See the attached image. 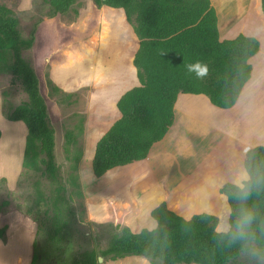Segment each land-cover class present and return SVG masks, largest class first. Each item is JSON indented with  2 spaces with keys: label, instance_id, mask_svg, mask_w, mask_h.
I'll return each mask as SVG.
<instances>
[{
  "label": "trees",
  "instance_id": "obj_1",
  "mask_svg": "<svg viewBox=\"0 0 264 264\" xmlns=\"http://www.w3.org/2000/svg\"><path fill=\"white\" fill-rule=\"evenodd\" d=\"M78 1L81 0H49L55 14L67 13ZM94 2L99 7H124L129 21H132V13H136L134 31L140 40L133 63L141 84L119 98L117 107L121 117L99 139L91 160L94 175L100 177L114 167L148 156L154 143L162 140L172 126L180 92L204 93L219 107L233 106L251 77L249 60L259 51L260 40L244 33L221 39L220 16L214 0ZM262 9L264 11V0ZM34 41L35 34L25 37L21 33L18 16L0 6V50L11 51V73L28 95L24 105L7 117L11 121H21L26 127L23 164L39 142L44 174L52 184L49 196L52 212L38 223L39 230H47V243L42 257L35 253L31 264H100L99 256L114 260L128 255L145 257L152 264H230L238 258L244 252L241 243L229 245L214 232L218 216L198 213L185 218L170 209L165 200L151 210V216L157 221L154 229L144 228L137 232L127 225H118L111 232L106 248L70 253L72 242L68 234L74 210L66 195V186L59 179L56 130L39 77L23 55L25 50L32 48ZM197 60L208 66V75L203 79H197L185 67ZM244 164L251 192L243 207L254 214V244L263 248L264 146L250 148ZM221 192L228 198L229 221L234 223L242 207L235 197V185L225 183Z\"/></svg>",
  "mask_w": 264,
  "mask_h": 264
},
{
  "label": "rangeland",
  "instance_id": "obj_2",
  "mask_svg": "<svg viewBox=\"0 0 264 264\" xmlns=\"http://www.w3.org/2000/svg\"><path fill=\"white\" fill-rule=\"evenodd\" d=\"M214 2L220 16V37L264 30L262 0ZM0 6L18 16L23 36L35 34L32 48L23 55L39 77L56 130L59 179L66 186V195L74 210L68 234L74 249L72 254L106 248L111 232L118 225H127L133 231L154 229L157 224L151 210L170 197L182 196V192L173 193L168 186L167 173L176 172L174 167L162 168V160L168 158L149 156L146 159L152 160L151 165L143 171H139L136 163L119 166L106 173L104 182H98L91 168L98 140L120 118L119 98L138 82L133 63L137 35L122 9L105 7L102 19L94 0L78 1L64 14H55L49 0H0ZM136 17L132 21L136 22ZM12 60L10 50H0V103L6 118L28 99L21 82L11 73ZM8 126H2L7 131L6 142L7 137H17L15 142L20 145L24 140L25 143V125L10 128V132ZM38 144L20 165L12 183L6 177H2L5 181L0 179V217L11 216L0 222L3 230L0 238L4 244L10 243L14 254H20V244L30 234L27 264L38 253L37 241L41 250L47 243V230H39L38 223L52 212L49 206L52 184L44 174L43 154ZM6 146L0 150V166L8 158L9 145ZM122 170H127L124 175L128 178L119 183L117 179ZM179 174L174 173L172 181H177ZM254 246L264 257V247ZM130 258L103 257L100 264H152L145 257ZM16 264H24V260L19 257ZM230 264H264V259L243 252Z\"/></svg>",
  "mask_w": 264,
  "mask_h": 264
},
{
  "label": "crops",
  "instance_id": "obj_3",
  "mask_svg": "<svg viewBox=\"0 0 264 264\" xmlns=\"http://www.w3.org/2000/svg\"><path fill=\"white\" fill-rule=\"evenodd\" d=\"M105 6L111 7L96 6L102 19ZM113 8L122 9L128 25L136 35L133 25L135 21L127 19L125 8ZM136 15L132 13V18ZM244 34L257 37L260 40V49L249 60L252 64V74L236 103L229 108H222L213 104L209 96L204 93L180 92L174 106L172 126L162 140L154 143L148 155L152 159L154 157L168 158L162 160V168L165 166V168L173 169L174 167V170L180 173L177 181H172L175 171L171 174L168 172L166 176L169 179L167 183L171 187L170 191L182 192V196L170 197L166 201L170 209L185 218L198 213H209L219 218L227 216L229 219L230 204L227 196L221 192V188L225 183H233L238 174L246 170L244 161L250 148L264 146V30L248 31ZM139 44L140 40L137 36L133 58ZM136 76L138 78L137 71ZM140 84L138 78V82L130 88ZM21 123V121H11L6 118L2 113L0 103V129L2 130L0 150L9 145L8 158L0 166V179L6 177L10 183L20 170V165H23L26 141L25 143L24 140L18 141L19 145L14 141L17 137H7L8 144L6 142L7 131L2 126L9 125L10 132V128H20ZM150 158L131 164H138L139 171L147 170L151 165ZM15 160L17 161L14 162ZM126 172L127 170H122L119 173L120 176L117 179L119 183H123L128 178L124 175ZM96 179L98 182H104L107 174ZM195 193L198 194L197 197ZM9 217L11 216L0 217V222L3 219L9 220ZM154 221L157 224L155 219ZM20 245V254H14L10 243L4 244L0 238V264H16L19 257L24 260V264H27L31 251L30 234L25 236ZM11 254H13L12 257ZM129 257L140 258L138 255H128L118 260L129 259Z\"/></svg>",
  "mask_w": 264,
  "mask_h": 264
},
{
  "label": "clouds",
  "instance_id": "obj_4",
  "mask_svg": "<svg viewBox=\"0 0 264 264\" xmlns=\"http://www.w3.org/2000/svg\"><path fill=\"white\" fill-rule=\"evenodd\" d=\"M185 67L187 72L194 74L197 79H203L208 75V66L199 60L188 63ZM249 180L250 177L246 170L239 173L236 179L233 180L236 188L235 197L242 204L241 211L234 223L230 222L227 216L219 218L214 227V232L217 236L226 239L229 245L240 242L242 251L253 258L264 259L254 246L252 233L254 214L251 210L243 207V202L247 201L251 192V188L247 183Z\"/></svg>",
  "mask_w": 264,
  "mask_h": 264
},
{
  "label": "water",
  "instance_id": "obj_5",
  "mask_svg": "<svg viewBox=\"0 0 264 264\" xmlns=\"http://www.w3.org/2000/svg\"><path fill=\"white\" fill-rule=\"evenodd\" d=\"M218 26H219V20H218ZM220 29V28H219ZM99 141V140H98ZM149 155V154H148ZM148 157V156H147ZM146 157V158H147ZM130 164V163H129ZM126 165H128V164H126ZM122 166H125V165H122ZM115 168V167H114ZM111 170V169H110ZM110 170H108V171H106L104 174H106L107 172H109ZM103 174V175H104ZM102 175V176H103ZM101 177V176H100ZM147 229H150V230H152L151 228H147ZM142 230V229H141ZM141 230H139V231H141ZM139 231H137V232H139ZM39 240L37 241V246H38V255H39V257H41V255H42V250H41V248H39ZM103 260V257L102 256H99V262H101Z\"/></svg>",
  "mask_w": 264,
  "mask_h": 264
},
{
  "label": "flooded vegetation",
  "instance_id": "obj_6",
  "mask_svg": "<svg viewBox=\"0 0 264 264\" xmlns=\"http://www.w3.org/2000/svg\"><path fill=\"white\" fill-rule=\"evenodd\" d=\"M45 246H46V244H44V248H43V250L42 251H44V249H45ZM73 248H72V245H71V250H70V253L72 254L73 253ZM43 254V253H42ZM42 257V256H41Z\"/></svg>",
  "mask_w": 264,
  "mask_h": 264
}]
</instances>
